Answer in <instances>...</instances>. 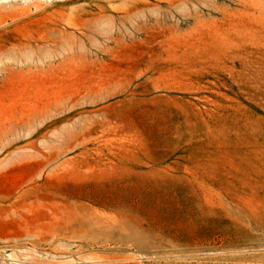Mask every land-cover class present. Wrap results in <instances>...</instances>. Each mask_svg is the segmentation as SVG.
I'll return each mask as SVG.
<instances>
[{
	"label": "rangeland",
	"instance_id": "rangeland-1",
	"mask_svg": "<svg viewBox=\"0 0 264 264\" xmlns=\"http://www.w3.org/2000/svg\"><path fill=\"white\" fill-rule=\"evenodd\" d=\"M0 264H264V0H0Z\"/></svg>",
	"mask_w": 264,
	"mask_h": 264
}]
</instances>
